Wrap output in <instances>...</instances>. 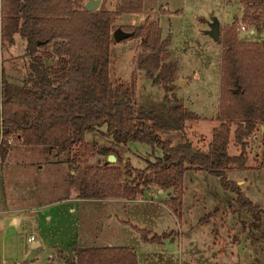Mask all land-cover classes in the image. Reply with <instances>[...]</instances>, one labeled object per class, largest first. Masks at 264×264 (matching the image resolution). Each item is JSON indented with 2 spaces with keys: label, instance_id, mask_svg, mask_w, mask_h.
Masks as SVG:
<instances>
[{
  "label": "trees",
  "instance_id": "16d2710c",
  "mask_svg": "<svg viewBox=\"0 0 264 264\" xmlns=\"http://www.w3.org/2000/svg\"><path fill=\"white\" fill-rule=\"evenodd\" d=\"M239 19L226 24L218 42L221 45L220 94L212 139L206 150L184 140L173 145L162 134L184 131L188 121L199 116L183 104L166 115L140 113L136 105L137 72H143L153 84L171 91L172 66L163 62L170 35L163 37L157 20L124 27L120 40L137 39L133 72L129 81H115L111 74L113 31L125 13H141L143 0H122L116 9L101 4L90 11L86 0H1L0 47L15 43L16 34L26 41L27 79L12 81L2 72L0 104V157L4 162L14 136L24 145L44 146L58 155L75 149L72 162L98 152L97 142L85 140L87 132L106 126L115 145L144 142L159 147L162 155L147 160L146 167L131 182L123 179L125 170L111 163L86 167L79 184L81 198L136 199L145 186L154 183L165 190L178 188L188 170L208 171L220 179L223 187L235 193L237 211H244L259 229L264 209L251 201L226 171L244 168L248 138L264 125V44L240 40L239 24L250 25L264 16V0H240ZM234 126V129H232ZM233 134L239 147L231 155ZM264 143V130L262 134ZM71 174V183H74ZM180 201L171 199L177 213ZM209 215L201 218V223ZM145 242L159 241L169 233L152 234L136 228ZM67 264H138L137 255L128 246L82 247Z\"/></svg>",
  "mask_w": 264,
  "mask_h": 264
},
{
  "label": "rangeland",
  "instance_id": "374dc122",
  "mask_svg": "<svg viewBox=\"0 0 264 264\" xmlns=\"http://www.w3.org/2000/svg\"><path fill=\"white\" fill-rule=\"evenodd\" d=\"M184 1L185 14L161 24L163 37L170 35L163 62L172 66L173 80L169 83L172 89L164 91L162 84H153L138 71L136 105L140 113L151 115H166L179 103L194 111L199 119L188 121L184 131H170L162 137L173 145L186 139L206 150L213 128L218 124L220 94L221 45L208 33L210 13L218 18L221 33L226 24L240 18L243 3L240 0ZM139 24L126 16L120 17L113 35L124 32L125 26ZM237 32L240 40L264 44V16L250 25L240 22ZM138 43L137 39L114 37L111 74L115 81L130 80ZM25 54L26 41L20 34H16L13 45L0 47V104L2 72L15 83L26 81ZM263 130L261 124L247 139L245 167L232 168L226 173L251 201L264 209ZM85 140L89 144L97 142L100 149L108 152L116 147L119 159L111 164L125 170L126 182L137 177L147 160L154 161L162 155L159 147L144 142L115 145L112 136L106 133V126L97 132H87ZM10 145L4 162L0 157V264H67L64 253L59 254L60 262L50 261L51 249H64L70 254L68 258H74L77 249L73 247V240L79 231V219L76 213L67 210L68 202L56 204L60 203L57 199L68 196V191L70 195L79 193L86 167L107 163L109 154L98 152L71 163L75 149L53 156L47 148L23 145L16 138ZM239 151L231 134L229 152L237 155ZM71 174H74V183H71ZM158 189L162 188L150 183L136 199L90 201L85 203L83 213L109 223L106 233L110 240L134 248L138 264H264V221L259 229L251 227V217L237 211L235 193L225 189L217 176L204 170H188L178 188L162 189L163 192ZM172 198L180 201L177 213L170 208ZM47 214L53 216L51 225L44 224ZM207 214L209 219L201 223ZM118 217L128 223H117ZM133 226L148 230L149 235L169 234L159 241L145 242ZM32 235L34 240L30 239ZM34 241L42 245L33 248Z\"/></svg>",
  "mask_w": 264,
  "mask_h": 264
},
{
  "label": "crops",
  "instance_id": "0c3cea01",
  "mask_svg": "<svg viewBox=\"0 0 264 264\" xmlns=\"http://www.w3.org/2000/svg\"><path fill=\"white\" fill-rule=\"evenodd\" d=\"M219 1L220 3H222L225 0H219ZM103 2L107 9L114 10L119 4H121L122 0H102L101 4H103ZM185 4L186 3L184 0H143V9L141 13H126L120 17L126 16V18L131 20L132 23H136L137 21V23L142 24L145 21V19H148L149 15H152V17L154 18L149 17L150 18L148 19L149 22L157 20L159 22V26L161 27V24L163 23V21L171 22L172 19L183 16L187 10V8L185 10ZM200 8L203 9L204 7L203 6L199 7L198 14L200 13ZM160 9L162 11H160ZM28 146L41 147V148L46 149V147L44 146H35V145H28ZM51 153H53L52 155L54 156L57 152L52 151ZM64 162H65L64 160H60V163H64ZM158 190L159 192H163L162 189L161 190L158 189ZM68 193H69L68 196L65 195L61 197V199L58 198L57 202H60V203H56V204H64L68 202L67 210L69 209V211H71L72 214L76 213L78 215L79 222L77 226H78L79 231H78L77 237L73 240L74 241L73 247H76L78 251L82 247L120 246V245H117V243H115L114 241H111L110 237L106 233V229L109 227V223L104 221L101 217L94 216L91 218V216L85 215L83 213L85 210V203H90V201H96V200H116L117 198H81L79 197V193L77 191L74 195H70L69 191ZM121 199H125V198H121ZM110 216H112V214L109 216L107 215L108 218ZM52 217L53 216L51 214H47V220L44 222V224H48V225L53 224ZM117 220L118 222L116 220L115 221L119 224H121V222L128 223V221L127 222L123 220L121 221L119 217L117 218ZM133 227H136V226H133ZM112 240H115V239H112ZM35 243H39L38 246L42 245V242H39V241H34L32 245ZM51 252L53 253L50 255V261L54 263L56 259H58L59 260L58 262H60L61 259L59 258L60 257L59 254L64 253L66 257L70 256V254H68V252H66V250L64 249H60V250L51 249ZM55 255H58V258H56ZM73 256L76 257L75 254Z\"/></svg>",
  "mask_w": 264,
  "mask_h": 264
},
{
  "label": "water",
  "instance_id": "95a60500",
  "mask_svg": "<svg viewBox=\"0 0 264 264\" xmlns=\"http://www.w3.org/2000/svg\"><path fill=\"white\" fill-rule=\"evenodd\" d=\"M102 0H86L85 8L90 11L98 10L101 6ZM243 11V8H242ZM211 23H210V30L208 31L209 35L212 37L214 41H218L220 38V25L218 18L210 13ZM124 36L123 32H116L115 38L120 39ZM116 156L114 154H110L108 157L107 163H113L116 160ZM39 243H35L32 247L38 246Z\"/></svg>",
  "mask_w": 264,
  "mask_h": 264
},
{
  "label": "built area",
  "instance_id": "2783aa9c",
  "mask_svg": "<svg viewBox=\"0 0 264 264\" xmlns=\"http://www.w3.org/2000/svg\"><path fill=\"white\" fill-rule=\"evenodd\" d=\"M14 140H15V137H14V136H11L10 139H9V143L12 144ZM30 239H31V240H34V239H35V236L32 235V236L30 237Z\"/></svg>",
  "mask_w": 264,
  "mask_h": 264
}]
</instances>
